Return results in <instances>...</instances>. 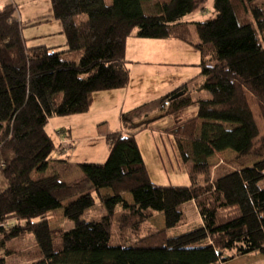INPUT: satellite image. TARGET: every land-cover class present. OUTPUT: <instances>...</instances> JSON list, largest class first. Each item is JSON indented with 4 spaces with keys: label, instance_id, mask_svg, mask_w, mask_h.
Listing matches in <instances>:
<instances>
[{
    "label": "trees",
    "instance_id": "obj_1",
    "mask_svg": "<svg viewBox=\"0 0 264 264\" xmlns=\"http://www.w3.org/2000/svg\"><path fill=\"white\" fill-rule=\"evenodd\" d=\"M208 1L50 0L53 19L66 37L64 52L29 47L17 6L0 8V155L11 153L2 164L7 187L0 192V235L5 242L32 235L41 255L32 264H226L264 256V1L214 0L213 19L186 21ZM147 2L153 14L145 13ZM80 16L86 18L77 22ZM194 32L198 41L192 39ZM134 34L177 39L197 49L203 76L198 87L211 98L172 100L187 92L185 84L158 103L123 113L128 133L107 136L110 153L104 164L80 163L84 179L73 185L61 182L57 173L48 175L49 160L57 152L49 121L88 113L96 93L129 85L127 41ZM75 53H81L79 61L63 59ZM194 104L195 117L167 129L182 161L192 163L191 185L158 186L136 134ZM156 111L161 115L149 119ZM227 151L261 159L214 179L209 159ZM105 190L111 195L104 196ZM98 199L106 215L100 221L84 220ZM191 202L202 223L170 237V230L186 224ZM59 209L72 229L51 228L49 214ZM158 213L164 215V230L148 226L147 236L126 245L123 235H139ZM12 221L16 224L9 226ZM115 224L122 234L117 242Z\"/></svg>",
    "mask_w": 264,
    "mask_h": 264
},
{
    "label": "rangeland",
    "instance_id": "obj_2",
    "mask_svg": "<svg viewBox=\"0 0 264 264\" xmlns=\"http://www.w3.org/2000/svg\"><path fill=\"white\" fill-rule=\"evenodd\" d=\"M264 1V0H263ZM108 4L112 3V0H106ZM14 4L18 8L19 15L21 14L24 22L27 20L26 16L29 13H41L42 15H47L51 9L50 0H0V8L5 7L6 5ZM148 4H152V2H147L144 5V11L147 14H153V11H149L147 8ZM203 9H199L193 15L187 18V21L191 22H205L215 17L214 10V0H209L205 4L202 5ZM85 16H80L77 19V22L84 20ZM58 22V21H54ZM24 28L26 29V24L24 23ZM56 27L54 25H49L48 27H42L40 29H36L35 31H55ZM56 33V32H54ZM55 44L54 46L63 45L65 42H60L59 35H55ZM198 41L197 34L194 32V37L192 39ZM65 40V37L63 38ZM138 40V39H136ZM32 45L29 44V47ZM135 46L130 44L129 52H133ZM143 50V47L140 46V51ZM153 51L158 53V59L161 60L159 64H154L151 66H145L143 64H133L130 68L132 69L133 75H135L134 80L130 82L129 86H139L142 90L135 94L130 98L128 105L125 106L124 110H128L130 112L134 109L142 107L146 105V103H158L155 99L160 93L161 90L152 91L153 89L161 88L162 91L166 89V86H180L182 83L188 81L191 92L192 99L196 102L198 99H210L211 95L205 91H200V84L203 82V76L201 75V57L200 52L193 48L192 45L186 43L184 41H176L173 46H164L161 48H154ZM151 52V49H150ZM162 52V53H160ZM165 53V55L163 54ZM81 57V53H75L72 56L64 57L63 59L79 61ZM196 64H198L196 66ZM131 79V77H130ZM185 83V84H186ZM152 91V92H151ZM165 95V94H164ZM154 99V100H153ZM153 101V102H152ZM168 108V107H166ZM113 108L110 107L109 114L111 113V117L108 118V131H119L123 129L121 126V120L118 121L117 117L114 116ZM103 112V110H102ZM198 108L197 105L194 104L188 108L181 110L180 112L165 116L161 119H158L150 124L148 129H145L136 134V139L139 144L140 150L142 152L144 161L148 168L149 174L151 176L152 182L158 186H190L191 181L189 178L188 170L191 167L192 163H184L181 158V153L179 147L177 145L176 138L173 135L167 133V129L176 125L177 123L186 121L191 119L197 115ZM107 113V112H106ZM104 113V114H106ZM126 113V112H125ZM96 114H101V109H97ZM161 114L160 112H151L149 119L154 118ZM257 115V111H256ZM74 116L81 115H73L69 117H56V120L64 118H73ZM64 126L65 123H62ZM77 124L73 128V130L63 128V132L65 135H69L70 137H75L77 139V135L92 134L93 136L104 135V129H100L98 127L90 128L86 127L84 122L78 121L73 123ZM55 127H58L57 123L53 122ZM89 126V125H88ZM262 129V134L264 135V126L260 123ZM90 127H92L90 125ZM50 133L53 137V143L56 145V137L55 133L50 129ZM72 136H71V134ZM57 136L59 139V144H63L65 138L62 133L57 132ZM71 139V138H70ZM72 141V148L69 151V162H63L58 165L55 172L61 171L65 176L70 178H76V172L73 171L76 167L77 161H83V163H95V164H104L107 161L109 156V147L107 146V142L102 137L97 139H92V141H77L75 145ZM74 145V146H73ZM89 147V148H88ZM57 153V152H56ZM9 154H1L0 155V192L7 187V182L2 173V164L7 163L9 158L11 157ZM67 157V156H63ZM261 157L259 156H247V157H238L237 154L227 151L223 153H217L213 157L209 159V162L212 166V177L218 178L224 174L230 173L236 169L249 167L259 161ZM68 163V164H67ZM75 163V164H74ZM65 164V165H63ZM64 166V167H63ZM78 169V168H77ZM76 170V169H75ZM73 176V177H72ZM77 182L81 180L76 179ZM260 186L264 188V181L260 183ZM104 196L111 195V191L105 190L102 191ZM125 198L132 201V197L130 194H124ZM64 204H67L65 202ZM186 215L187 222L183 226L170 230L169 236L175 237L185 233H188L195 228H197L201 223L202 219L198 212L196 205L192 202L186 205ZM106 215V210L102 202L98 199L96 205L89 209L83 219L87 221H100ZM121 215V207H118L116 210V217ZM160 215V216H159ZM49 224L53 230H63L67 231L73 228V224L65 219L63 209H59L49 214ZM163 222V223H162ZM16 223L14 221L9 223V226H13ZM149 225L143 227L139 233V235H135L131 231H127L123 235V240L126 245H133L137 242L138 238L141 236H147L150 233L148 226L155 228L156 230H164L165 228V218L163 214L158 213V215L152 217L149 220ZM164 227V228H163ZM121 233L117 224L114 226V240L117 242L121 238ZM228 256L233 255V253H228ZM0 258L5 259L6 264H32L38 261L41 258L39 248L35 241V238L32 235H27L25 237L12 240L9 242L4 241L3 235H0ZM226 264H264V256L261 254L258 255H247L240 258H237L233 261H230Z\"/></svg>",
    "mask_w": 264,
    "mask_h": 264
},
{
    "label": "crops",
    "instance_id": "obj_3",
    "mask_svg": "<svg viewBox=\"0 0 264 264\" xmlns=\"http://www.w3.org/2000/svg\"><path fill=\"white\" fill-rule=\"evenodd\" d=\"M20 21L22 23V26L24 27V23L26 24V29L24 28L23 34L25 39L27 40V45L29 46L32 45L31 47L34 46H47V47H51L54 48L56 51L58 52H64L66 51L67 47H66V37L63 34V28L60 22H54L55 20L53 19V15H52V7L50 9V12L47 15H42L41 13H29L26 16V21L24 22V19L22 17V15H19ZM187 21V20H186ZM49 25H54V27H56L55 31L56 33H54L53 31H35L36 29H40L42 27H48ZM59 35V39L60 42H65L63 45L60 46H54L52 44H55L54 40L55 35ZM65 37V40H63V38ZM138 39V40H136ZM176 41H181V40H177V39H165V40H153V39H140L138 37H136V35L134 34L132 37H130L127 41V61H128V68L130 71V82H132L134 80V76L132 69H130L133 64H143L145 66H151L154 64H159V62H161V60L158 59V53H155L153 51L154 48H162L164 46H173ZM130 44L132 46H135V49L133 52H129V46ZM140 46L143 47V50L140 51ZM194 48V47H193ZM151 49V52H150ZM195 49V48H194ZM196 50V49H195ZM162 53V52H160ZM165 55V53H163ZM68 56H72V55H68L65 54L64 57H68ZM200 57H201V53H200ZM202 59V57H201ZM198 64H196L197 66ZM200 65V64H199ZM188 81V79H186ZM185 81L184 83H182L180 86H166L164 89V91H162L161 88H156L153 89L152 91H157V90H161L160 93H158V96L160 97H156L158 99L155 100H159L160 98H163L166 95H169L173 92H175L176 90H178L179 88H181L183 85H185V83L187 82ZM130 85V83H129ZM127 86L124 89H120V90H116V91H109V92H100V93H96L94 95V102L93 105L90 109V111L88 113L82 114L81 116H74L73 118H64L61 119L60 121L63 122H59V120H56V118H52L49 121V125L47 127L48 133L51 135L50 133V129L55 133V137H56V146L59 144V139L57 136V132L62 133L63 137H69L71 138V141H73L74 145L77 141L82 142V141H92V139H97L102 137L103 139L106 140L107 136L112 134V133H117L122 131V133L124 135H126L128 133V131L126 129H121L119 131H108V118L111 117V113L109 114V109L110 107L113 108L114 112V116L117 117L118 121L121 120V115L125 112H127L128 110H124L126 105H128L127 103H129L130 98L132 97V95L134 96L135 94L139 93L142 90V86L141 88H139V86ZM187 85V92L184 94V96H191L192 98V92L191 89L188 85V83H186ZM151 91V92H152ZM165 94V95H164ZM154 100V99H153ZM153 102V101H152ZM148 104V103H146ZM97 109H101V114H96L97 113ZM103 110V112H102ZM107 112V113H106ZM106 113V114H104ZM161 114H159L156 117H159ZM69 117V116H68ZM154 117V118H156ZM153 119V118H151ZM78 121H82L84 122L86 127H89L87 130H89L90 128H94V127H98L101 130L104 129L105 134L104 135H100L99 136H93L92 134H85L83 137H80L82 135H77V139H75V137H70L69 135H65L63 132V128L69 130H73V128L75 126H77L76 122ZM53 122L57 123L58 127H55V125H53ZM75 122L76 125H74L73 123ZM62 123H65L64 126ZM89 125V126H88ZM90 125L92 127H90ZM121 126L122 122H121ZM71 134V133H70ZM72 136V134H71ZM52 137V135H51ZM53 138V137H52ZM107 142V140H106ZM73 145V146H74ZM107 146H109L108 142H107ZM89 148V147H88ZM70 154V153H69ZM67 155V157H63L60 156L59 154H57L56 152H54L49 160V170H48V175H54L55 173H57L60 177V181L64 182L66 184L69 185H73L75 183H78L76 181V179L78 180H83L84 179V175L82 174V172L80 171L78 165L80 163H83V161H77L78 163H74L76 165V167L74 168L73 171H77L76 172V178H70L71 176L67 177L65 176L61 171L55 172L58 165L62 164L63 162H66L67 159H69L70 155ZM62 161V162H60ZM69 162V161H67ZM68 164V163H67ZM65 165V164H63ZM64 167V166H63ZM78 168V169H77ZM76 169V170H75ZM125 198V195L123 196ZM126 199V198H125ZM127 200V199H126ZM129 203H132L133 201H129L127 200ZM194 205L195 203L192 202ZM160 216V215H159ZM163 223V222H162ZM164 228V227H163ZM174 230V229H173Z\"/></svg>",
    "mask_w": 264,
    "mask_h": 264
},
{
    "label": "built area",
    "instance_id": "obj_4",
    "mask_svg": "<svg viewBox=\"0 0 264 264\" xmlns=\"http://www.w3.org/2000/svg\"><path fill=\"white\" fill-rule=\"evenodd\" d=\"M170 106V102L166 103V107ZM72 148V144L69 139L65 138L63 144L61 143L60 146L57 148V154L60 156H67L69 154L70 149Z\"/></svg>",
    "mask_w": 264,
    "mask_h": 264
},
{
    "label": "water",
    "instance_id": "obj_5",
    "mask_svg": "<svg viewBox=\"0 0 264 264\" xmlns=\"http://www.w3.org/2000/svg\"><path fill=\"white\" fill-rule=\"evenodd\" d=\"M182 96H184V92H179L172 98V100H176V99H178V98H180Z\"/></svg>",
    "mask_w": 264,
    "mask_h": 264
}]
</instances>
